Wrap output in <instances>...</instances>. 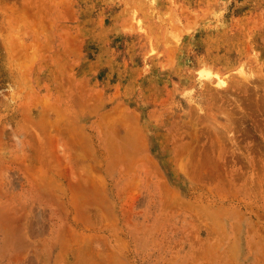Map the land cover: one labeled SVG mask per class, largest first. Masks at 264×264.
Here are the masks:
<instances>
[{"label":"rangeland","instance_id":"rangeland-1","mask_svg":"<svg viewBox=\"0 0 264 264\" xmlns=\"http://www.w3.org/2000/svg\"><path fill=\"white\" fill-rule=\"evenodd\" d=\"M0 264H264V0H0Z\"/></svg>","mask_w":264,"mask_h":264}]
</instances>
